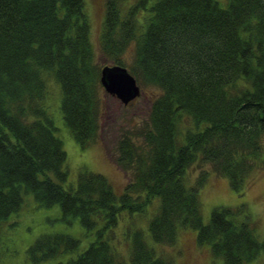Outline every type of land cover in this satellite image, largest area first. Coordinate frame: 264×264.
Masks as SVG:
<instances>
[{
  "label": "trees",
  "instance_id": "trees-1",
  "mask_svg": "<svg viewBox=\"0 0 264 264\" xmlns=\"http://www.w3.org/2000/svg\"><path fill=\"white\" fill-rule=\"evenodd\" d=\"M120 2L106 0L99 53L160 92L147 120L118 140L115 161L130 175L117 195L104 175L85 169L74 187L61 184L66 153L43 105L50 75L59 83V107L74 139L83 148L93 142L102 64L94 61L84 1L0 0V222L31 192L39 205L58 204L63 218H77L87 233L100 223L86 249L57 264H171L141 230L130 233L128 262L109 241L122 211L142 212L158 196L147 227L156 243L173 245L178 228L191 227L213 259L243 264L264 250L255 225L236 222L239 209L228 206L214 207L204 223L198 191L210 170L242 191L254 168L264 167V0H155L144 18L137 12L147 0L122 16ZM132 44L127 64L122 54ZM183 112L195 130L179 129ZM180 130L184 143L177 144ZM196 164L210 169L186 185L184 175ZM78 244L64 233L43 234L27 255L45 261Z\"/></svg>",
  "mask_w": 264,
  "mask_h": 264
},
{
  "label": "rangeland",
  "instance_id": "rangeland-1",
  "mask_svg": "<svg viewBox=\"0 0 264 264\" xmlns=\"http://www.w3.org/2000/svg\"><path fill=\"white\" fill-rule=\"evenodd\" d=\"M83 1L84 12H86L89 21V43L93 48L94 61L101 65L107 62L105 56L99 53L106 0ZM154 1L147 0L145 9L140 7L137 12L140 18H144L148 14L149 6ZM218 1L220 5H225V0ZM136 2L137 0H121V16ZM137 24L142 25L140 20ZM132 54L133 44L127 49V52L122 54V59L129 64ZM139 86L141 93L132 99L131 103L125 105L121 104L115 96L103 91L97 134L93 142L83 148L74 139L63 118L61 107H59L62 97L59 83L52 76H48V94L43 105L48 118L52 120L55 127L54 134L60 138L66 153L63 167L67 172V178L61 182L65 188L74 187L78 172L85 169L104 175L117 195L123 191L130 172L121 169L115 161L118 140L124 132L136 131L147 120L150 103L160 92L157 86L143 84ZM178 124L179 129L189 126V129L195 130L196 127L184 112L180 116ZM184 131L180 130L177 134V144L184 143ZM261 158L264 160V141L262 142ZM200 169L209 170L210 167L208 164L190 166L184 175L186 185H193ZM49 176L57 181L53 174H49ZM22 196L21 207L0 222V264H57L59 261L65 263L69 257H76L78 253L86 249L89 242L95 239V230L99 229L100 223L94 230L87 233L77 218L65 220L58 204L39 205L31 192L23 193ZM198 196L200 215L204 223L209 221L214 207L238 208L239 211L232 218L236 222L246 219L252 222V225H255L254 233L257 238L264 240V167L256 166L254 168L242 191H235L231 188L226 177L217 175L210 170L207 180L198 191ZM159 205L160 199L155 196L142 212L122 211L117 218L118 223L112 228L109 241L125 262L129 261L130 233L138 229L142 231L147 245L154 249L156 254L169 258L171 264H222L220 258L213 259L210 256L209 245H198L196 230L191 227L178 228L177 239L173 245L156 243L147 227L149 221L157 213ZM52 233H64L78 239V247L45 261L32 262L27 255L28 247L39 236ZM212 260H215L214 263ZM243 264H264V250Z\"/></svg>",
  "mask_w": 264,
  "mask_h": 264
},
{
  "label": "water",
  "instance_id": "water-1",
  "mask_svg": "<svg viewBox=\"0 0 264 264\" xmlns=\"http://www.w3.org/2000/svg\"><path fill=\"white\" fill-rule=\"evenodd\" d=\"M99 80L103 89L119 99L121 104H127L141 92L135 78L128 70L119 64L103 65Z\"/></svg>",
  "mask_w": 264,
  "mask_h": 264
}]
</instances>
